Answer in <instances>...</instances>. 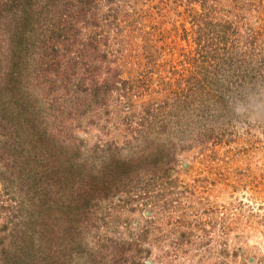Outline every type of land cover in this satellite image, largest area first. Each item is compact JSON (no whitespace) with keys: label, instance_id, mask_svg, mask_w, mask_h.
<instances>
[{"label":"trees","instance_id":"16d2710c","mask_svg":"<svg viewBox=\"0 0 264 264\" xmlns=\"http://www.w3.org/2000/svg\"><path fill=\"white\" fill-rule=\"evenodd\" d=\"M122 1L0 0V177L7 180L0 196L10 208L12 202L19 205L0 224V264H78V255L82 264H144L136 256L98 257L103 249L113 255L125 250L118 244L113 251L104 246L82 250L77 238L94 227L99 201L129 193L143 176L150 177L147 183L169 177L184 147L150 140L126 158L119 146L108 143L103 149L95 145L92 155L83 158L73 132L47 125L55 118L64 125L104 107L113 91L137 97L117 71L110 74V64L124 63V54L110 58L98 48L97 27L104 21L99 12L104 9L107 21ZM255 12V27L246 23L241 30L236 8L199 0V9L189 10L197 46L185 62L191 67L188 76L177 72L171 81L167 74L176 70L159 64V90L166 94L159 104H144L146 115L159 108L161 132L172 119L178 130L175 115L182 105H193L188 121L200 128L224 110L229 95L241 98L240 93L264 87V6ZM143 88L148 90L144 97L156 91ZM44 96L51 98L46 104ZM176 138L180 142L184 136ZM143 189L149 190L147 185Z\"/></svg>","mask_w":264,"mask_h":264},{"label":"rangeland","instance_id":"374dc122","mask_svg":"<svg viewBox=\"0 0 264 264\" xmlns=\"http://www.w3.org/2000/svg\"><path fill=\"white\" fill-rule=\"evenodd\" d=\"M204 1L236 8L242 17L236 19L241 30L246 23L255 27V11L264 6V0ZM117 8L107 21L104 9L99 12L104 21L97 27L98 48L110 58L124 54V63L110 64V74L117 71L137 97L113 91L104 107L64 125L57 118L47 125L73 132L83 158L92 155L95 145L103 149L108 143L119 146L121 157L126 158L137 155L150 140H170L184 148L177 152L169 177L147 183L150 177L143 176L129 193L99 201L94 227L77 238L81 249L104 246L113 251L118 244L123 253L113 255L103 249L97 256L108 260L136 256L144 264H264V87L240 93L241 98L229 95L224 110L200 128L188 121L193 105H182L175 115L178 130L172 119L166 132H161L159 108L146 115L144 104H159L166 94L159 90L163 66L176 70L167 74L171 81L178 78L177 72L188 76L191 67L185 62L197 44L187 14L199 9V0L189 6L181 0H124ZM84 40L89 42L82 36ZM146 85L156 91L144 97ZM45 98L46 104L51 98ZM178 136H184L182 141ZM3 183L0 192L7 180ZM146 185L148 192L143 189ZM3 200L0 196V206ZM5 203L6 210L0 207V224L19 206L12 202L10 208ZM137 249L141 253L135 255ZM80 258H75L78 264L83 263Z\"/></svg>","mask_w":264,"mask_h":264}]
</instances>
